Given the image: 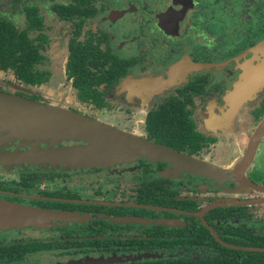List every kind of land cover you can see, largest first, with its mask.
<instances>
[{"label": "flooded vegetation", "instance_id": "flooded-vegetation-1", "mask_svg": "<svg viewBox=\"0 0 264 264\" xmlns=\"http://www.w3.org/2000/svg\"><path fill=\"white\" fill-rule=\"evenodd\" d=\"M21 1L10 0L9 8L20 2L23 22L25 4L35 5L40 18L37 84L21 81L9 68L0 71L53 94L56 76L44 67L49 41L43 17L38 4ZM61 4L66 7L60 14L54 7ZM50 10L65 24L64 88L57 99H71L70 111L196 160L232 163L246 144L233 164L243 157L247 132L252 135L264 116V53L253 50L264 40V0H55ZM244 76L254 86L234 106L229 93ZM0 91L42 100L12 86ZM67 145L62 140L49 146ZM32 147L0 143V201L42 220L0 228V264H231L261 251L250 248L264 247L257 245L264 238L263 220L251 209L264 204V131L242 172L245 183L222 178L235 191L250 189L236 199L203 201L197 193H181L169 175L150 173L172 164L212 175L145 157L114 168L112 198L99 199L98 187L82 197V184L74 189L67 178L78 181L81 170H89L86 176L105 170L30 157ZM145 197L150 201L139 202ZM55 214L69 220L58 222Z\"/></svg>", "mask_w": 264, "mask_h": 264}, {"label": "water", "instance_id": "water-1", "mask_svg": "<svg viewBox=\"0 0 264 264\" xmlns=\"http://www.w3.org/2000/svg\"><path fill=\"white\" fill-rule=\"evenodd\" d=\"M253 50L254 52L264 53V40L257 44ZM250 80H254L252 82L256 83L254 76H250ZM247 81V76L242 77V80L238 81L234 89L229 93V101L234 106L239 105L240 101L248 95V91L254 86V84H247ZM0 129L5 131L7 137H16L28 141L72 139L85 143L84 146H73L56 150L59 153L73 155L82 153L85 156L94 157L96 160L103 159L105 155L163 159L180 163L191 170L223 178L230 177L245 183L242 172L257 138L264 131V116L257 124L254 133L250 136L243 157L232 166L229 174L222 173L217 168H208L198 160L166 148L165 146L128 133H123L99 120L83 116L53 104L43 103L36 99H29L3 91H0ZM79 161L83 162L85 160ZM34 216L37 217L38 214L25 208L0 201V227L19 224L25 222L23 218H35ZM250 249L264 251V247ZM100 261L89 260L86 263L93 264L94 262ZM70 264L82 263L76 262Z\"/></svg>", "mask_w": 264, "mask_h": 264}, {"label": "rangeland", "instance_id": "rangeland-1", "mask_svg": "<svg viewBox=\"0 0 264 264\" xmlns=\"http://www.w3.org/2000/svg\"><path fill=\"white\" fill-rule=\"evenodd\" d=\"M55 0H31L27 1L25 0L22 3H34L38 4L39 6V12L43 17L44 20V33L48 36V41L49 44L46 45V50H45V55H47L46 64L44 67L50 70L51 74L56 76V79L54 80L53 84L55 85L56 90L54 91L53 94H46L43 91L37 90V86H25L22 84H19V82L12 76L10 71H0V87H6L12 88L14 90H19L22 91L26 94H32L34 96L39 97L40 99L44 100H39L43 103H49L53 104L56 106H59L61 108L69 110L67 107L69 105H72L71 99H68L67 102L59 101L57 99V93L60 94L63 91L64 85V79L62 76V71H61V63L64 58V48H65V41H66V31H65V24H60L54 20V14L50 10V5L54 2ZM22 4L19 2L14 5V7H10V0H0V15H3L10 19L15 26L20 29L24 27V22H23V17L22 13L20 10V6ZM36 34V31H32L29 33V35L32 37ZM58 54H57V50ZM8 83V84H6ZM97 120V119H96ZM251 135V132H247L246 138L244 139L245 143L247 140H249ZM4 136V137H3ZM66 142L68 145L66 146L67 148L70 147H75V146H84L85 143L80 140H72V139H56L54 141L51 140H43V141H37V140H23V139H18L16 137H7L5 135V131H2L0 129V143L2 142H7V141H24V142H30L34 145V147L29 149V156L30 157H37V158H50V159H56L60 162L64 163V166H66V163H72L75 166H80V167H87L85 169H90L95 167L94 169L98 170H105V175L100 174H94L92 173L93 171L91 170V175L86 176L87 171L81 170L77 176L80 175L79 180L77 181L75 178L76 176H72L74 179L67 178L68 181L67 183L70 186H73L74 189H76L75 185H81L79 187L80 193L82 197H87V196H92L91 192L94 189H102L103 194H101L99 199H110L114 196L115 193V188H112V183H114V179L111 178V173L114 172L115 167H122L123 164H131L136 161L138 157H129V156H124V155H105L103 159L101 160H96L94 157L90 156H85L82 153H77L76 155L73 154H64V153H59L56 152V149L59 150L58 148L62 147H51L49 146L50 144H59L61 141ZM43 143L45 147L40 148L37 143ZM246 144H244L245 146ZM240 148L238 152H236V156L233 158L232 163L228 164H221V165H215L211 162H209L207 159H197L201 164L205 165L208 168L215 169L217 168L220 170L222 173H227L229 174L231 171L232 166L234 165L233 163L237 160L235 159L241 152L242 149ZM264 148V147H263ZM262 148V150H264ZM55 149V150H53ZM64 149V148H61ZM52 151V153H50ZM97 157V156H96ZM146 158V157H145ZM148 160L153 161L154 159L146 158ZM79 160H85L83 162H80ZM69 165V164H67ZM99 166L100 168H96ZM74 167V166H71ZM168 170L164 172H158V173H150L151 176H156V175H169L172 181V186L176 187L181 193H188V194H194L197 193L198 195L202 196V200L205 201L208 198L211 199H236V198H241V197H246L247 195L250 194V189L244 188L242 191H235L232 188H229L227 186L226 181L222 180L223 177H218L215 175L210 176H200L201 174L193 173L192 171L186 169L183 170L179 168L176 165H168L166 167ZM96 173V172H95ZM125 172H122L124 174ZM94 174V175H93ZM104 175V176H102ZM97 176L99 179H96ZM102 176V177H101ZM101 177V178H100ZM102 182L101 185H98L97 182ZM112 185V186H111ZM98 187V188H97ZM225 191V192H224ZM249 191V192H248ZM253 193V192H252ZM254 212V217L260 218L263 220V230H264V204L260 206H255L254 208H251ZM57 217L58 222L60 221H68V215L64 214H55ZM49 217H53L49 215ZM25 219V222H21L19 224L15 225H10V226H5V227H0L2 229L7 228V227H20V226H25L29 224H39L41 219H36V218H23ZM51 219V218H50ZM42 221V220H41ZM23 224V225H22ZM257 225V224H256ZM257 226H254L256 229Z\"/></svg>", "mask_w": 264, "mask_h": 264}, {"label": "trees", "instance_id": "trees-1", "mask_svg": "<svg viewBox=\"0 0 264 264\" xmlns=\"http://www.w3.org/2000/svg\"><path fill=\"white\" fill-rule=\"evenodd\" d=\"M82 2L84 0H76ZM56 6L58 13H62L66 6ZM25 27L17 29L9 20L0 17V69H11L18 79L29 84H37V71L33 65L37 63V34L28 35L29 31H36L40 18L37 16L35 5L22 7ZM150 200L140 198L139 202ZM256 238L257 237H252ZM264 238H259L258 246L264 245ZM249 257L242 261H233L231 264H264V251H249ZM219 264V263H216Z\"/></svg>", "mask_w": 264, "mask_h": 264}]
</instances>
